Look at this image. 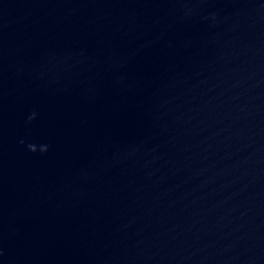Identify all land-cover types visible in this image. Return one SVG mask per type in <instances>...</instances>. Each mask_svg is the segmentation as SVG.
I'll list each match as a JSON object with an SVG mask.
<instances>
[{
    "label": "water",
    "instance_id": "1",
    "mask_svg": "<svg viewBox=\"0 0 264 264\" xmlns=\"http://www.w3.org/2000/svg\"><path fill=\"white\" fill-rule=\"evenodd\" d=\"M0 264H264V0H0Z\"/></svg>",
    "mask_w": 264,
    "mask_h": 264
}]
</instances>
